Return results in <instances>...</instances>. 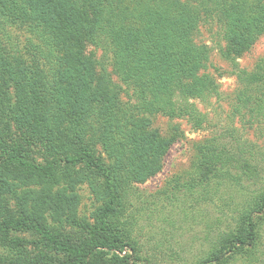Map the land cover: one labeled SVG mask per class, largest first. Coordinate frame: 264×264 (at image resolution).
<instances>
[{
	"label": "trees",
	"instance_id": "1",
	"mask_svg": "<svg viewBox=\"0 0 264 264\" xmlns=\"http://www.w3.org/2000/svg\"><path fill=\"white\" fill-rule=\"evenodd\" d=\"M209 19L234 60L264 36V0H0V35L9 40L8 29L23 25L34 37L31 66L0 48V264H159L144 260L134 238V186L162 171L171 147L148 117L203 127L206 116L190 100L218 95L204 73L211 52L197 42ZM88 46L111 53L129 102L109 76H97ZM239 82L233 115L261 128L264 70ZM246 144L221 135L197 148L199 182L190 189L201 187L202 201L218 209L206 229L228 223L213 241L207 233L208 251L188 264H260L264 185L253 192L243 183L264 174V158L257 162ZM226 184L241 201L219 189ZM84 186L95 202L89 219L79 216ZM157 213L166 231L172 224ZM65 228L80 234L66 237ZM18 233L37 237L34 249Z\"/></svg>",
	"mask_w": 264,
	"mask_h": 264
},
{
	"label": "rangeland",
	"instance_id": "2",
	"mask_svg": "<svg viewBox=\"0 0 264 264\" xmlns=\"http://www.w3.org/2000/svg\"><path fill=\"white\" fill-rule=\"evenodd\" d=\"M181 1L186 2V0ZM199 32L197 42H201L211 52L207 71L204 73L219 87L218 95L209 96L203 101L190 100L195 109L206 116V121L199 130L186 118L169 119L162 115L148 117L151 128L161 139L169 141L171 147L164 157L162 171L145 184L134 186V199L138 201L136 204L138 233H135L134 238L141 246V256L144 260H153L159 264L192 263L195 258L203 256L208 251L210 245L205 238L209 237L210 241L215 240L218 231L226 229L228 223L222 226L213 225L215 228L213 231L206 229V224H214L218 209L215 204L202 201L201 187L193 191L190 189L191 184L199 182L198 146L212 137L222 135L225 138L238 139L243 144L249 141L250 144H246L247 151L257 156L261 155L258 156L257 162H261L264 158V125L261 128L258 125H246L244 121L235 119L233 115L236 94L241 87L239 78L242 73L264 70V36L249 51L235 55L234 60H231L227 55L230 48L217 20L204 21ZM8 35L9 40L7 36L0 35V48L10 55V59L18 58L26 63L25 66H31L29 43L34 42V37L28 27L12 26L8 29ZM86 56L95 58L99 63L97 65L99 78L109 76L115 85L122 88L120 101L123 104L129 102L128 96L123 93L127 91V87L115 75L111 66V53L104 48L88 46ZM228 133L231 135L229 136ZM22 145L23 148H27L25 143ZM35 148V152L41 149L40 146ZM98 150L101 151L100 148ZM247 151L245 157L249 155ZM31 152H28L30 156L36 162H40L41 156ZM223 185H219L220 190L225 191L229 198L237 197L241 201L239 189L227 184ZM243 185L249 187L247 191L259 190L264 185V174L261 173L255 179L244 177ZM210 188L215 189V186L210 183ZM80 193L82 205L79 216L89 219L95 208V202L86 186L80 189ZM154 210L156 213L153 212ZM157 212L162 213L161 215L168 218L172 224L166 228V231L158 229L162 219L158 218ZM152 214L154 221L150 223L148 219ZM226 214L229 215L228 212ZM63 232L66 237L70 236L73 239L80 234L79 230L71 228H65ZM207 233H209L208 237ZM16 236L30 244L29 248L27 247L29 250L34 249L32 244L38 240L28 233H18ZM261 256L260 264H264V255Z\"/></svg>",
	"mask_w": 264,
	"mask_h": 264
}]
</instances>
